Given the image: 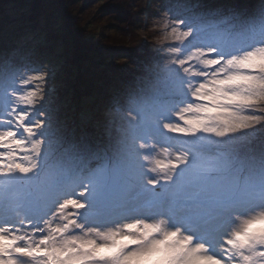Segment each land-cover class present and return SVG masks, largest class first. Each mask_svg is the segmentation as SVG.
I'll return each instance as SVG.
<instances>
[{"label":"snow or ice","instance_id":"obj_1","mask_svg":"<svg viewBox=\"0 0 264 264\" xmlns=\"http://www.w3.org/2000/svg\"><path fill=\"white\" fill-rule=\"evenodd\" d=\"M155 19L158 60L104 113L106 145L62 118L48 21L0 53V264H264V0Z\"/></svg>","mask_w":264,"mask_h":264},{"label":"rangeland","instance_id":"obj_2","mask_svg":"<svg viewBox=\"0 0 264 264\" xmlns=\"http://www.w3.org/2000/svg\"><path fill=\"white\" fill-rule=\"evenodd\" d=\"M93 1L0 0V53L20 31L48 21L64 52L62 118L77 137L86 133L92 143L106 145L104 113L114 100L124 103L147 87L148 69L158 60L154 48L160 42L153 25L169 0H152L151 8L150 0ZM230 2L247 7L260 1ZM21 4L28 7H13ZM115 6L118 10L111 15ZM87 50V63H82L79 57ZM100 55L103 58L93 62Z\"/></svg>","mask_w":264,"mask_h":264},{"label":"trees","instance_id":"obj_3","mask_svg":"<svg viewBox=\"0 0 264 264\" xmlns=\"http://www.w3.org/2000/svg\"><path fill=\"white\" fill-rule=\"evenodd\" d=\"M103 1H104V0H99V2H96V0H94L91 4L100 3V2H103ZM230 1H233V0H229V2H230ZM259 1L261 2V0H259ZM149 2H150V4H149L148 6H149V8H151V6L154 4V2H153L152 0H150ZM187 2H188V3H191L192 5L200 6V7H202L204 10H207L208 7H210V6L213 5V4L220 3V2H222V0H187ZM260 2H259V3H260ZM256 6H258V5H255V6H254V4H253V5H251V4L249 5V3H248L247 8H248L249 10H252V9H254ZM116 8H117V6L114 7L115 11H111V12H109V13H110L111 15H112V14H115V12L118 10V9L116 10ZM148 10H150V9H148ZM105 12H108V11H105ZM121 13L124 14V12H122V11H121ZM91 38H95V37L92 36ZM87 54H89V51H88V50L85 51V52L83 53V55H81V57H79L81 60H83L82 63H87V59H88ZM103 56H104V55H100V56H98L96 59L93 58L92 60H93V62L97 63L98 60H99V58H103ZM99 68H100V67H97V69H99Z\"/></svg>","mask_w":264,"mask_h":264}]
</instances>
